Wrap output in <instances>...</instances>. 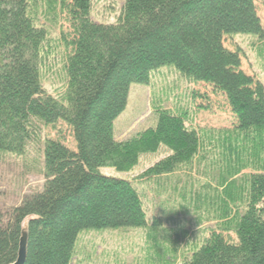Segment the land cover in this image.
<instances>
[{
  "label": "trees",
  "instance_id": "16d2710c",
  "mask_svg": "<svg viewBox=\"0 0 264 264\" xmlns=\"http://www.w3.org/2000/svg\"><path fill=\"white\" fill-rule=\"evenodd\" d=\"M91 2L0 0V154L19 159L16 171L0 165V185L17 190L0 205V264L15 262L23 227L24 264H71L85 231L148 227L150 248L167 240L174 250L191 216L213 224L184 264H264V87L224 46L237 34L263 38L255 0H122L110 22L93 20ZM162 68L221 93L233 126L202 141L186 110L158 108L153 129L116 142L130 85H153ZM160 146L169 154L142 176L163 197L149 222L137 185L100 169L126 170ZM195 160L207 183L185 173ZM29 177L41 186L20 194Z\"/></svg>",
  "mask_w": 264,
  "mask_h": 264
},
{
  "label": "rangeland",
  "instance_id": "374dc122",
  "mask_svg": "<svg viewBox=\"0 0 264 264\" xmlns=\"http://www.w3.org/2000/svg\"><path fill=\"white\" fill-rule=\"evenodd\" d=\"M91 1L93 20L110 22L114 21V17L118 13L117 8L122 0ZM106 3H112L113 10L112 7L105 6ZM255 6L264 32V0H255ZM66 26L64 23V28ZM224 46L228 50L240 52L241 70L259 80L264 87V36L258 38L237 34L230 38L226 37ZM176 73L169 68H162L152 80L153 85H130L125 109L113 122L112 135L116 142H124L143 131L153 129L157 121L155 110L158 108L186 110V127L195 130L197 136H201L202 141L208 139V132L206 138H202L203 133L201 132L204 130L229 129L233 126L230 109L221 93L213 91L212 87L205 83H186ZM60 129L63 133V144L69 149L75 150L70 133L64 126H61ZM53 134L52 132L51 136L55 138L56 136ZM209 148L210 145L208 147L207 143H201L198 150L207 153ZM168 154V150L160 146L154 154L140 153L137 155L135 164L126 170L104 167L100 169V173L110 178L133 181L145 202L144 207L150 222V218L157 213L160 207L162 199L159 198L163 197H158L154 193L151 181H147L142 176ZM211 154L214 155L215 152L213 151ZM198 161L195 160L191 171H185V173L191 180H200L202 184L207 183L206 178L200 174L199 168L205 162L197 164ZM18 162L17 158H7L0 154V165L9 170L16 171ZM189 182L188 180V185H191ZM13 184V180L2 181L0 205L11 206L16 202L17 190ZM41 184L40 178L29 177L26 184L20 189V194H27L30 187H39ZM193 186L195 187L196 184ZM193 201V199L189 200L187 204ZM187 218L188 221L185 219L184 232L181 231L178 246L174 250L168 249L170 243H166L167 240L163 245H160V242L150 248V245L147 244L148 241L144 238L148 227L144 229L85 231L78 238L71 264H184L192 250L190 241L201 240L203 228L213 224L212 222L198 224L193 216Z\"/></svg>",
  "mask_w": 264,
  "mask_h": 264
},
{
  "label": "water",
  "instance_id": "95a60500",
  "mask_svg": "<svg viewBox=\"0 0 264 264\" xmlns=\"http://www.w3.org/2000/svg\"><path fill=\"white\" fill-rule=\"evenodd\" d=\"M26 247H27V230L23 227L20 233L17 257L12 264H24L26 259Z\"/></svg>",
  "mask_w": 264,
  "mask_h": 264
}]
</instances>
